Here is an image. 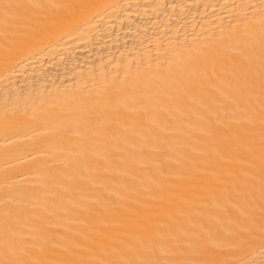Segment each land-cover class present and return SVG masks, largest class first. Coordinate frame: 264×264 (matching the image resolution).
<instances>
[{
    "label": "bare ground",
    "instance_id": "obj_1",
    "mask_svg": "<svg viewBox=\"0 0 264 264\" xmlns=\"http://www.w3.org/2000/svg\"><path fill=\"white\" fill-rule=\"evenodd\" d=\"M0 264H264V0H0Z\"/></svg>",
    "mask_w": 264,
    "mask_h": 264
}]
</instances>
